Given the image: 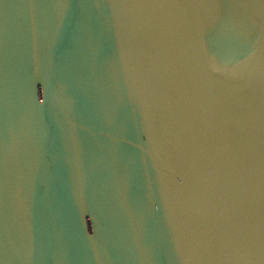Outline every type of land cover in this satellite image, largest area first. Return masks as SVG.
<instances>
[{"label":"water","instance_id":"1","mask_svg":"<svg viewBox=\"0 0 264 264\" xmlns=\"http://www.w3.org/2000/svg\"><path fill=\"white\" fill-rule=\"evenodd\" d=\"M0 264H264V0H0Z\"/></svg>","mask_w":264,"mask_h":264}]
</instances>
